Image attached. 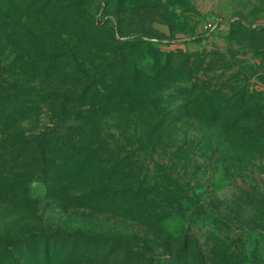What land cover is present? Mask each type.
I'll return each instance as SVG.
<instances>
[{
    "label": "rangeland",
    "instance_id": "obj_1",
    "mask_svg": "<svg viewBox=\"0 0 264 264\" xmlns=\"http://www.w3.org/2000/svg\"><path fill=\"white\" fill-rule=\"evenodd\" d=\"M222 251L264 264V0H0V264Z\"/></svg>",
    "mask_w": 264,
    "mask_h": 264
},
{
    "label": "trees",
    "instance_id": "obj_2",
    "mask_svg": "<svg viewBox=\"0 0 264 264\" xmlns=\"http://www.w3.org/2000/svg\"><path fill=\"white\" fill-rule=\"evenodd\" d=\"M243 122H245V121H243ZM229 123L235 124V125H240L241 120L239 122V120L233 119V120L229 121ZM215 259L219 260L220 264H240L238 261L233 262V258L231 259V257L226 255L223 251L218 252L217 255H215ZM207 260L208 259L207 258L205 259L204 256L201 257V263L206 264Z\"/></svg>",
    "mask_w": 264,
    "mask_h": 264
}]
</instances>
